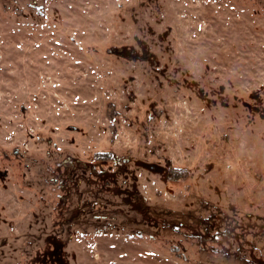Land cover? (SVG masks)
Here are the masks:
<instances>
[{"label": "rangeland", "instance_id": "374dc122", "mask_svg": "<svg viewBox=\"0 0 264 264\" xmlns=\"http://www.w3.org/2000/svg\"><path fill=\"white\" fill-rule=\"evenodd\" d=\"M96 151L134 191L69 263L264 264V0H0V264L53 252L60 181L96 186ZM186 186L208 219L172 211Z\"/></svg>", "mask_w": 264, "mask_h": 264}, {"label": "trees", "instance_id": "16d2710c", "mask_svg": "<svg viewBox=\"0 0 264 264\" xmlns=\"http://www.w3.org/2000/svg\"><path fill=\"white\" fill-rule=\"evenodd\" d=\"M13 10L14 12H18V14L21 13L19 6H17V8L15 7ZM118 160H119L118 156H114V154H112L109 151H96L95 153H93L92 160L89 163H92V165H95L98 162H101L100 164L104 166L103 168L104 170L102 169V171L100 172L108 174L109 176L114 175L113 179L109 181L110 184L102 183L101 182L102 178L101 176H99V178H97L98 180L92 183V184H96V186L82 187L81 190H78L74 193L71 201L68 198L69 194H68L65 183L60 181L59 190H61L62 197L59 200V204L63 207V210H60L59 212L60 217H61L60 219L69 217L74 212L79 210V207L82 204V202H86V205H87L86 208L88 207V210H87L88 214L83 218H82L83 215L80 217L83 220L88 221L87 226L90 225L89 224L90 222L92 223V226H93L92 228H94L95 230L98 228L99 225L97 224L99 223H97L96 220H97V217H100L98 215L103 214V212L101 214H97V213L106 209L108 206H115L116 198H114V196H117L119 198V196L122 195V193L127 191L126 187H132L134 184L132 175L128 171H126L124 166H121L118 164ZM122 163H124V161ZM138 163H139L138 160H134L132 164H134L133 166L139 167L140 165H138ZM115 174H119L118 176L119 178H117ZM171 175L174 179H176V181H182L183 183H185L186 181H189L190 183V180H189L190 173L186 169L184 170V168L175 169V170H172V172H171V169H169V172L167 173L168 181L170 179H173L169 177ZM125 182H127V186H125ZM190 187L191 186H186V192L184 193L185 200L183 204L174 206L172 211L176 213H180V211L181 212L185 211L184 212L185 219H190L192 222L194 220L198 221L199 219L201 220L208 219L209 213L207 214V216L202 217L204 213H207V210L205 211L202 208L203 207L202 204H204V202L201 201L200 199H202L203 197L201 195L199 196V194H196L194 192L189 193ZM67 207L70 208L69 211L66 210ZM93 214H96V215L93 216ZM102 225H105V224H101V226ZM107 226L110 227L109 225ZM126 226H127L126 222H123V223L119 222L114 227L121 228V230L128 229L129 231L127 234H132L129 227H126ZM53 229L54 228H49L48 233L52 232ZM74 229H76L77 232H80V230H82V226L77 224L75 228L66 227V228H59V229L57 228L56 230H58L59 233L65 232V234L68 235Z\"/></svg>", "mask_w": 264, "mask_h": 264}, {"label": "flooded vegetation", "instance_id": "af4514ba", "mask_svg": "<svg viewBox=\"0 0 264 264\" xmlns=\"http://www.w3.org/2000/svg\"><path fill=\"white\" fill-rule=\"evenodd\" d=\"M166 35H168L167 32L158 33V37L161 39H163V37ZM139 57H140V55H139ZM122 162L120 160H118L119 165L126 167L125 164ZM100 174H101L100 176L103 175L102 173H100ZM105 176L108 177L109 175L105 174ZM115 176L118 177L119 174H115ZM125 186H127V185H125ZM127 191L132 192L134 190H130L128 188ZM68 194H69V191H68ZM87 212L88 211L85 207L81 208V209L79 208L78 211L74 212L69 217H65L63 219H60L59 222L55 221L54 223H51L53 225H51L49 228H54V229L52 232L48 233L49 235L45 238V240L47 241L46 242L47 244H50L48 247H50V249H52L53 252L49 253V254H43V257L45 256L46 260L44 259L45 261L43 260L41 262L42 264H49L50 262H53L54 264H72V263H69L68 261L73 260L74 256H75L74 252L71 251L72 247L70 245H71V243L73 244V241H72L73 239H71V236L74 232H76V229L71 231V233H69L68 235H66L65 232L59 233L58 230H56V229H57V227H59V228H66V227L75 228L77 224L80 226L85 225L88 221H85L82 218L88 214ZM80 216H82V218ZM24 238H25V236H23V237L21 236L22 240ZM17 240H19V239H17ZM26 240H28V239L26 238ZM33 259H35V257L31 258L29 260L28 264L33 263L34 262ZM39 260H40V256H39ZM14 264H19L18 259L16 260V262ZM21 264H23V263H21Z\"/></svg>", "mask_w": 264, "mask_h": 264}, {"label": "water", "instance_id": "95a60500", "mask_svg": "<svg viewBox=\"0 0 264 264\" xmlns=\"http://www.w3.org/2000/svg\"><path fill=\"white\" fill-rule=\"evenodd\" d=\"M169 31H170V28L168 27L167 30H166V32L168 33ZM162 180H163L165 183L168 182V180H167V173L162 177ZM171 191H172V190H171Z\"/></svg>", "mask_w": 264, "mask_h": 264}]
</instances>
